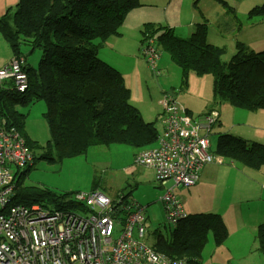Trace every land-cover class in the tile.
<instances>
[{
	"label": "trees",
	"instance_id": "obj_1",
	"mask_svg": "<svg viewBox=\"0 0 264 264\" xmlns=\"http://www.w3.org/2000/svg\"><path fill=\"white\" fill-rule=\"evenodd\" d=\"M140 6L138 0H17L13 12L8 9L0 16V37L13 52L11 57L25 58L24 53L36 50L40 60L36 69L23 68L27 77L24 93L10 94L0 85V121L19 133L18 122L22 118L12 115L15 103L24 107L33 101L43 102L50 150L80 155L95 147L113 145L127 146L135 152L155 147L156 121H143L138 110L128 104V90L120 76L96 56L106 39L119 36L118 30L128 11ZM247 16L264 21V2L250 9ZM160 29L165 27L152 24L144 27L141 34L154 37L163 46L175 47L170 49V57L176 52L184 61L189 53L198 77L212 75L214 101L231 104V99L242 100L246 102L230 106L246 112L264 110V52L253 54L244 49L234 58L235 64L221 67L216 58L218 50L205 42L204 28H198L193 37L176 44L170 42L171 30L157 34ZM182 80L178 89L186 86L185 75ZM175 94L176 89L172 88L170 95ZM164 116L165 111L160 109L157 117L161 125ZM243 143L246 142L240 138L222 135L217 139L215 152L250 170L264 165V147L252 143L246 156ZM95 190L96 187L91 189ZM17 197L25 206L48 199L62 210L77 212L81 208L66 202L62 195L42 190L21 194L18 190ZM207 233L225 239L222 219L210 214L189 215L167 239L158 236L154 250L178 258L189 256L188 264H200L197 250ZM256 239L257 250L264 254V213L256 228Z\"/></svg>",
	"mask_w": 264,
	"mask_h": 264
},
{
	"label": "rangeland",
	"instance_id": "obj_2",
	"mask_svg": "<svg viewBox=\"0 0 264 264\" xmlns=\"http://www.w3.org/2000/svg\"><path fill=\"white\" fill-rule=\"evenodd\" d=\"M3 8H0V16L6 10L14 11L17 0H3ZM139 2V1H138ZM179 0H160L156 9L161 10L167 3L169 7L167 14H170L174 6L179 5ZM238 3V2H237ZM140 4V3H139ZM141 5V4H140ZM233 9V5H228L223 9ZM242 8L238 6L240 11ZM234 10V9H233ZM250 11V9H248ZM247 11V12H248ZM125 17L127 25L120 27L119 36H111L106 39L99 47L96 56L99 61L113 69L122 79L125 88L129 94V104L138 110L144 122H148L143 112V107L148 103L150 97L152 102L157 98L156 93H152V81L154 73L146 61L144 52L150 47L158 50L160 57L169 59L172 62L184 65L192 62L189 60V53L181 61L176 52L170 57L169 51L172 46H163L157 40L150 41L144 37L141 31L138 36L140 50L135 45V30L137 24L135 22L134 10L128 11ZM191 12L184 8L182 15L175 19H167L165 16H159L156 19L157 27H165L160 29L157 34H161L164 30L170 29V42L176 44L177 41H186L177 35L176 26L189 21ZM168 24V25H167ZM250 39V32H249ZM249 41V40H248ZM187 47V45L183 44ZM24 50V49H23ZM143 51V52H142ZM149 52V51H148ZM229 55L223 58V62L230 61ZM242 57V56H241ZM40 58V53L36 50L26 54L29 65L36 66ZM10 60L8 51L0 55V63H7ZM183 80L173 84L171 80L162 83L163 88H175V98L180 101L184 107H187L192 113L194 110L201 109L205 111L212 107L217 111H221V105L224 104L227 109H223L221 113L222 125H231V130H216V138L219 135L229 134L235 137L239 135L250 136V120H243L240 113L234 110L226 102H213L211 95V77L203 76L195 79H187L186 86L178 89L182 85ZM149 88L148 91L146 88ZM188 104L193 108L190 109ZM45 106L43 102L33 101L28 105L21 107L18 103L13 106L12 115L17 119L22 118L19 123V133L26 143L27 149L31 152V163L21 173L16 175L18 180V190L21 193H31L33 191L42 190L56 196H72L81 192H89L95 188L111 199V215L116 220V230L113 238L116 239L121 232L125 231L128 226V220L133 214V210L120 211L114 205L113 196L130 191L131 199L140 205L143 209L144 226L146 234L141 239L143 243L150 249L154 250L155 238L162 236L168 238L173 227L166 224L163 206L158 201L162 193L170 187L166 184L164 187L155 182V173L152 169L135 168L132 165L135 150L122 145H113L107 148L95 147L80 155H63L62 152L53 148L50 150L49 144V128L46 124L43 113ZM2 119V118H0ZM210 146L213 147L215 140L212 134L209 136ZM242 151L246 156L250 152V143H243ZM39 147V148H38ZM54 147V146H52ZM55 149V150H54ZM221 167H214L213 174L199 176L195 186L182 185L174 192L176 200L191 215L197 213H207L210 206L224 201L228 206H235L237 200H240L239 181L247 183L250 175L256 174L258 179L264 178V165L256 168V173L250 171V167H243L238 163L230 162ZM131 168L132 172L126 174V169ZM234 178H237L235 181ZM225 181L230 182L226 196H221ZM154 182V183H150ZM252 203L257 202L255 199ZM44 209H51L50 201L44 199L40 202ZM246 204H242L245 207ZM132 209V208H130ZM120 211V213H119ZM78 213L86 215L90 214L86 209L80 208ZM256 214L255 211L252 212ZM215 215V214H210ZM217 216V215H216ZM258 227V225H257ZM256 226L250 232H242L236 240L233 236L232 240L217 239L213 233L205 235L203 243L198 248V260L200 264H264V254L257 250ZM133 236L137 237L139 225H131ZM174 256V255H173ZM188 257L189 256H184Z\"/></svg>",
	"mask_w": 264,
	"mask_h": 264
},
{
	"label": "built area",
	"instance_id": "obj_3",
	"mask_svg": "<svg viewBox=\"0 0 264 264\" xmlns=\"http://www.w3.org/2000/svg\"><path fill=\"white\" fill-rule=\"evenodd\" d=\"M148 51L144 52L148 64L156 72L158 55L152 48ZM8 78L15 81L9 93L25 91L27 80L19 63L12 62L0 71V81ZM159 103L168 110H164L159 147L137 153L133 163L140 168L155 166L162 181L167 178L165 166L181 168L191 175L172 179L191 185L199 163L220 162L207 151L208 133L216 114L193 120L180 105H169L166 99ZM31 160L18 131L0 121V264H188V257L157 253L141 241L146 234L144 208L125 194H117L114 205L120 211L133 210V214L127 229L116 239L111 199L98 190L64 196L66 202L90 212L86 215L56 208L52 202L51 209L37 203L25 206L17 197L16 175L30 166ZM165 201L166 222L174 226L184 214L168 192ZM135 224L139 225L137 237L131 228Z\"/></svg>",
	"mask_w": 264,
	"mask_h": 264
},
{
	"label": "crops",
	"instance_id": "obj_4",
	"mask_svg": "<svg viewBox=\"0 0 264 264\" xmlns=\"http://www.w3.org/2000/svg\"><path fill=\"white\" fill-rule=\"evenodd\" d=\"M2 1L3 0H0V8L4 7ZM138 1L141 6L134 10V15L135 22L137 24V28L135 30V38L137 41L135 42V45L138 46L139 50L140 46L138 44V40L140 41L141 38L138 36V33L142 29L140 27L142 22L155 25L156 19L159 16H165L168 20L175 19L182 15L184 8H187L191 12L189 21L176 26L177 35L180 38L187 40L195 35L198 28H204V38L206 44L218 50L219 55L216 58L218 60L219 66L229 67L231 64H235L233 62L234 58L238 55H241L244 49L253 54L264 52V21L260 18L249 19L247 16V13L249 12L248 9H252L253 7L261 5L264 0H236L238 3L235 1L236 3L232 4L234 10L228 7L227 11L223 9L224 7L228 6L227 4L217 5L211 0H201L199 7L202 13H199L193 9L196 0H179L178 3L180 4L174 6L170 14L166 13L169 7L168 3L164 5L161 10H158L156 9V6L159 4L160 0ZM181 4H183V7ZM238 6L242 8L240 11L238 10ZM145 36L149 37L147 35H144V37ZM23 48L25 49V47ZM6 51H8V45L0 37V55ZM227 55L231 57L230 61L225 63L223 62V58H225ZM157 69L159 71V75L157 79L155 78L152 81L151 85L153 91L155 93L158 92V95L154 102H152L150 97L147 99L146 102L148 105L143 107V112L146 114L145 118L148 120L147 123L156 121L155 132L159 136L162 126L160 124V117H157V115L162 107L159 105L158 100L162 94H167L170 96L171 90L163 88L162 83H167L168 80H171L172 83L175 84L182 80L184 75L186 76L187 82V79L190 80L198 78V75L196 73L197 68L195 66H190V64L181 65L161 57L157 64ZM205 76H210L211 79H213L212 75ZM146 89L148 90V87ZM220 105L221 111L219 112L217 129L231 130V125H222L221 113L223 114L224 104ZM188 106L193 110L189 104ZM209 108H207L205 111H207ZM234 110L240 113L242 122L243 120H250V136L239 135L237 138H240L247 143H255L264 147V110H257L254 112H246L238 109ZM188 111L190 110L188 109ZM205 111L197 109L194 110L195 113H192L191 111L190 113L191 115L196 116L198 114L204 113ZM227 164L228 161H226L223 165ZM223 165H208L202 169L200 175H211L214 172V167H221ZM250 171L256 173V170L251 169ZM248 179L249 180L247 183L243 181H239L238 183L241 199L237 200L235 206H228L224 201H219L217 204L211 205L209 211L207 212L216 214L222 219L226 228L224 239L226 241L232 240L233 236L237 240L240 233L250 232V228L253 229L262 222L264 213V178L258 179L257 175L253 174L250 175ZM234 180L236 181L237 178H234ZM229 185L230 182L225 181L223 192L220 194L221 196H226ZM130 193L129 191L127 192V194ZM115 196L112 198H115ZM253 199H255L257 202L252 203L251 200ZM242 204H246L245 207H243ZM253 211L256 212L255 215H253ZM186 213L190 214L187 211Z\"/></svg>",
	"mask_w": 264,
	"mask_h": 264
},
{
	"label": "clouds",
	"instance_id": "obj_5",
	"mask_svg": "<svg viewBox=\"0 0 264 264\" xmlns=\"http://www.w3.org/2000/svg\"><path fill=\"white\" fill-rule=\"evenodd\" d=\"M146 37V36H145ZM146 38H148V39H150V41H154V39L153 38H149V37H146ZM150 48H152L156 53H157V55H158V59H157V62H156V64H155V71L156 72H154L153 71V73H154V79L156 78L157 79V77H158V75H159V71H158V69H157V64H158V62L160 61V54H159V52H158V50L157 49H155V48H153V47H150ZM8 53H9V55H10V60L7 62V63H0V71L2 70V69H4L5 67H8L12 62H17V63H19V65H20V72L23 74V75H25V73H24V71H23V68H26V71L28 70V69H36V67H37V65L36 66H31V65H29L28 64V62H27V59H26V57L25 58H22V57H20L19 59L18 58H13V57H11V54L13 53V52H11L9 49H8ZM24 55H26L25 53H24ZM39 60H40V58H39ZM39 62V61H38ZM38 64V63H37ZM26 76V75H25ZM26 80H27V77H26ZM213 82H214V79H211V95H212V86H213ZM14 84H15V81H14V79L13 78H8V79H3V80H1L0 81V85H4V87H5V89L8 91V93H9V88L11 87V86H14ZM180 87V86H179ZM26 89H27V86H26ZM26 89H25V91H26ZM165 89H167V90H169V89H172V88H165ZM175 89V88H174ZM24 91V92H25ZM171 91V90H170ZM23 92V93H24ZM14 93V92H13ZM15 93H17V92H15ZM11 94V93H10ZM18 94H22V93H18ZM162 99H166L167 101H168V104L169 105H172V104H178V105H180L181 107H183L184 108V110H185V114H186V116L188 117V118H191V119H193V120H200V119H203L205 116H207V115H209V110L211 109V110H213V112L216 114V117H215V120H214V122H213V124H212V126H211V128H210V131H209V133H208V149H207V151H208V153H209V155L210 156H212V157H214V158H217V159H219V163H217L216 161H211V162H209V163H199L198 164V169H197V171L195 172V180L193 181V184H191V185H188V184H185V183H183V182H180V183H176L173 179H172V177L173 176H176V175H178V176H182V177H184V176H190L191 174L190 173H187V172H185L183 169H181V168H178V167H169V165H167V166H165V168H164V171H165V173H164V175H166L167 176V178L164 180V181H162L163 179L160 177V175H159V173H158V170H157V168H155V166L153 167V168H143V169H152V170H154V173H155V182H157L159 185H160V187H164V186H166V184H171L170 185V187H168L166 190H165V192L164 193H162V196H161V199H160V195H159V197H158V201L161 203V205L163 206V212H164V207H166V205H167V202L165 201V196H166V194H167V192L169 193V195H170V197L180 206V209H181V211H182V213L184 214V217L183 218H181V219H179L178 221H177V223L174 225V226H172V225H169V224H167V222H166V224L167 225H169V226H172L173 227V229L176 227V225H178L180 222H182L183 220H185L186 218H187V216H189V215H191V214H188V213H186V211L184 210V208H183V206L176 200V198H175V196H174V192H175V190L177 189V188H179L180 186H182V185H185V186H195L196 185V183H197V181L199 180V176H200V174H201V172H202V169L204 168V167H206V166H208V165H211V164H216V165H223L225 162H226V159L225 158H222V157H220L219 155H217L216 154V144H217V139H218V137H220V136H222V135H225V134H222V135H219L217 138L215 137L216 136V130H217V125H218V119H219V111H217V110H215V109H213L212 107H210L207 111H205L204 113H202V114H198V115H196V116H193V115H191V113H190V111H188V109L186 108V107H184V105L180 102V101H178L175 97H172L171 95L169 96V95H167V94H162L161 96H160V98H159V102L162 100ZM212 101L215 103V102H222V101H214V99H213V95H212ZM227 103V102H226ZM159 105H160V103H159ZM229 105V104H228ZM161 106V105H160ZM234 109V108H233ZM161 110H166V108H162ZM166 111H168V110H166ZM187 112L190 114V115H188L187 114ZM4 122V121H3ZM161 132H162V129H161ZM161 134V133H160ZM212 134V137H213V140H215V143L213 144V147L212 146H210V142H209V136ZM230 135V134H229ZM21 136V135H20ZM160 136V135H159ZM159 136L157 135V139H156V146L155 147H153V148H151V149H147V150H142V151H148V150H152V149H155V148H158L159 147ZM231 136V135H230ZM233 137V136H232ZM24 140V139H23ZM25 142V141H24ZM26 144V143H25ZM139 152H141V151H138V152H136L135 153V155H134V157H133V162H134V158H135V156H136V154L137 153H139ZM228 160V159H227ZM230 162H234V161H231V160H229ZM132 162V165H133V167H135V168H140V167H136L135 165H134V163ZM235 163H237V162H235ZM239 164V163H238ZM242 166V165H241ZM142 169V168H141ZM126 174H128V173H130V172H132V169L131 168H128L126 171ZM154 183V182H153ZM17 192H18V188H17ZM129 193H130V191H129ZM119 194H123V193H119ZM126 196H128V197H130V194H125ZM131 198V197H130ZM165 214V213H164ZM199 214H212V213H199ZM216 215V214H215ZM164 217H165V215H164ZM220 217V216H219ZM164 221H166V219L164 220ZM172 229V230H173ZM171 233V232H170ZM170 235V234H169ZM156 239V238H155Z\"/></svg>",
	"mask_w": 264,
	"mask_h": 264
},
{
	"label": "bare ground",
	"instance_id": "obj_6",
	"mask_svg": "<svg viewBox=\"0 0 264 264\" xmlns=\"http://www.w3.org/2000/svg\"><path fill=\"white\" fill-rule=\"evenodd\" d=\"M211 1H213V2L216 3L217 5H224V4L231 5V4L237 2L236 0H211ZM235 1H236V2H235ZM200 2H201V0H196L193 9L196 10V11H198L199 13H202V11H201V9H200V7H199ZM181 6L183 7V4H181ZM126 25H127V23H126V20L124 19V20L122 21V23H121V27H124V26H126ZM146 26H152V24H150V23H145V22H142V23L140 24V27H141V28H144V27H146ZM142 52H143V51H142ZM144 54H145V53H144ZM145 55H146V54H145ZM146 61H147V63H149V62H148V56H147V55H146ZM148 91H150L149 88H148ZM152 93H155V92L153 91ZM156 94L158 95V92H156ZM222 102H225V101H222ZM245 102H246V101H242V100H237V101H235V100H232V99H231V104H235V103H237V104H244ZM128 104H129V100H128ZM231 104L229 103V105H231ZM129 105H130V104H129ZM223 109H227L226 106H223ZM208 113H209L210 115H214V112H213V110H211V109L209 110Z\"/></svg>",
	"mask_w": 264,
	"mask_h": 264
}]
</instances>
